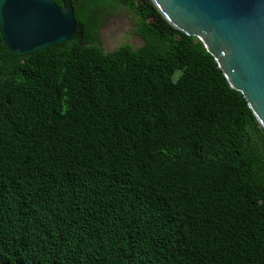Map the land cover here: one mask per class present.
<instances>
[{"label": "trees", "instance_id": "obj_1", "mask_svg": "<svg viewBox=\"0 0 264 264\" xmlns=\"http://www.w3.org/2000/svg\"><path fill=\"white\" fill-rule=\"evenodd\" d=\"M71 5L65 43L0 30V264H264V131L150 0ZM128 11L138 48L98 32Z\"/></svg>", "mask_w": 264, "mask_h": 264}, {"label": "water", "instance_id": "obj_2", "mask_svg": "<svg viewBox=\"0 0 264 264\" xmlns=\"http://www.w3.org/2000/svg\"><path fill=\"white\" fill-rule=\"evenodd\" d=\"M0 0V30L19 55L67 42L76 31L71 5ZM175 30L197 39L264 131V0H150Z\"/></svg>", "mask_w": 264, "mask_h": 264}, {"label": "rangeland", "instance_id": "obj_3", "mask_svg": "<svg viewBox=\"0 0 264 264\" xmlns=\"http://www.w3.org/2000/svg\"><path fill=\"white\" fill-rule=\"evenodd\" d=\"M98 45L105 52H112L122 45L128 44L138 48L143 44L141 38L132 31L131 18L123 8H111L105 23L98 32Z\"/></svg>", "mask_w": 264, "mask_h": 264}]
</instances>
